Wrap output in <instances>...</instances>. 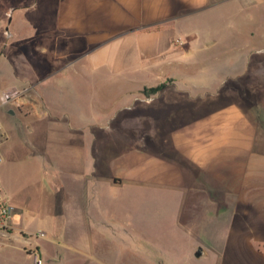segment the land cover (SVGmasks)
<instances>
[{
	"label": "rangeland",
	"instance_id": "obj_1",
	"mask_svg": "<svg viewBox=\"0 0 264 264\" xmlns=\"http://www.w3.org/2000/svg\"><path fill=\"white\" fill-rule=\"evenodd\" d=\"M68 3L0 0V98L22 89L0 108V183L10 203L24 208L26 225L67 246L49 245L40 264H220L211 248L194 255L203 233L187 230L196 222L176 188L197 170V145L264 156V3L190 6L180 21L158 14L154 23L146 15L155 10L140 0L123 8L95 0L96 7L71 10L91 19L92 39L38 19L46 13L56 21ZM154 30L166 37L147 35ZM162 82L156 94L143 93ZM47 96L54 104H44ZM85 179L94 207L86 226ZM213 216L206 228L219 236ZM17 258L24 263L20 252Z\"/></svg>",
	"mask_w": 264,
	"mask_h": 264
},
{
	"label": "crops",
	"instance_id": "obj_2",
	"mask_svg": "<svg viewBox=\"0 0 264 264\" xmlns=\"http://www.w3.org/2000/svg\"><path fill=\"white\" fill-rule=\"evenodd\" d=\"M37 1L38 6L40 5L46 8L50 7L49 5H52L57 0ZM59 1H69L68 4H72L71 6L65 7L68 8L69 11L62 12L65 16L62 17V15H59V19L52 21L51 18L53 15L44 16L46 15V13H44L42 16H38V19L46 17L49 19V23H58L62 25L63 27H61V30L66 29L67 31L70 27H74L70 29H76L73 31L74 33L83 30L89 33L90 35L88 37L92 39V28L90 27L92 23L91 19L87 14L79 16L73 15L71 10L83 7L91 9L95 5V0ZM125 1L126 0H116V6L123 8L126 5ZM194 1L195 0H140V2H142V7L155 10V12L150 11L149 15H146L152 16L154 23L157 22L158 14L164 16L175 15V21L177 22L189 13L188 9L190 6L199 9L228 0H198L195 4ZM239 1H245L256 5L264 3V0ZM130 4L131 3H128L126 6H131ZM161 8L173 9V12H169L170 14L168 12L161 13L159 12ZM182 9L185 10L183 13L181 12ZM75 22L78 26L74 25ZM88 24L89 28H86ZM66 25H69V27L67 28ZM73 32L71 31V33ZM146 33L147 35L149 34V36L166 37V32H164V30H154ZM70 38L73 39L72 36H70ZM44 99V104H54V101L48 96ZM33 104L39 105L40 108L43 102L38 101ZM39 111L40 114L42 113V116H49L48 112H42L41 109H39ZM9 113H12V111H9ZM58 124L59 121L57 119H51L49 121V126L51 128L55 127L57 129ZM200 146L201 147L197 145L196 147V172H191L188 175L182 176L178 181L180 186L176 188L181 191L183 201L185 199L187 200L186 205L188 209L186 211H188V213H190V211L193 213L190 217L192 221L196 222L195 229L197 230L194 229L196 232L192 230L191 227H188L189 225L187 226V230H190L189 232L193 235L203 233V237L199 236L196 242L197 248H202V254L204 253L203 248L208 247L213 249V252L219 256L220 264H264V156L257 155V157L248 158V156L246 157L244 155L245 151L243 147L241 150H238L239 147ZM184 152L190 153L191 150L186 148ZM189 153H187L188 158L191 160L194 159L192 154L189 155ZM79 155L78 151L74 159L76 163H81L82 161V157ZM122 159L125 160V154L124 157L121 155L117 159V164H119ZM2 163L3 160L0 163V167ZM134 166H136V171H139L138 169L141 168L140 161L134 162ZM95 178L93 181L91 180V182L97 185L98 180ZM135 179H140V175L135 176ZM112 183L119 184V182L114 181ZM96 185L93 187L94 190ZM86 191L87 183L85 179L79 189V200L84 209V226H86V220L90 217L91 219L93 218L92 210L94 209V207H89L88 205ZM195 207L196 210H193ZM15 209L16 213L20 216L19 220L17 218L15 219L22 232L20 234L13 233L9 243L0 248V264H35L36 258L41 259V255L43 254H46V260H48L50 253L47 248L49 245L56 248L67 247L64 245L65 240L59 238L57 234L43 231L40 227L32 228L26 225L23 220L25 219L24 208L17 206ZM183 214L185 215V213ZM187 215L189 218V214ZM212 215L217 217L216 222L218 227L216 226V229L220 232L219 236L212 233L213 230L208 227L206 228V222L211 220L210 218H212ZM19 252L25 260L24 263L18 262L17 257ZM202 254L200 256H202ZM58 259L59 256L57 255V260Z\"/></svg>",
	"mask_w": 264,
	"mask_h": 264
},
{
	"label": "built area",
	"instance_id": "obj_3",
	"mask_svg": "<svg viewBox=\"0 0 264 264\" xmlns=\"http://www.w3.org/2000/svg\"><path fill=\"white\" fill-rule=\"evenodd\" d=\"M22 89H10L4 92L0 98V108L4 104L14 103L20 99ZM6 138V133L0 124V163L3 160V155L1 153V145ZM16 209L13 206L6 193L4 192L1 183H0V248L6 246L13 233L20 234L22 231L18 227V223L15 219ZM42 234V233H39ZM39 260V258H36ZM35 260V262H36Z\"/></svg>",
	"mask_w": 264,
	"mask_h": 264
},
{
	"label": "trees",
	"instance_id": "obj_4",
	"mask_svg": "<svg viewBox=\"0 0 264 264\" xmlns=\"http://www.w3.org/2000/svg\"><path fill=\"white\" fill-rule=\"evenodd\" d=\"M165 83H159L158 85L155 86H151V87H144L143 89V93L147 96L152 95V94H156L157 92H159L161 89H163L165 87Z\"/></svg>",
	"mask_w": 264,
	"mask_h": 264
},
{
	"label": "water",
	"instance_id": "obj_5",
	"mask_svg": "<svg viewBox=\"0 0 264 264\" xmlns=\"http://www.w3.org/2000/svg\"><path fill=\"white\" fill-rule=\"evenodd\" d=\"M201 254H202V248H201V247H198V248L196 249V251L194 252V255H195L196 257H199ZM35 264H40L39 260H36Z\"/></svg>",
	"mask_w": 264,
	"mask_h": 264
}]
</instances>
